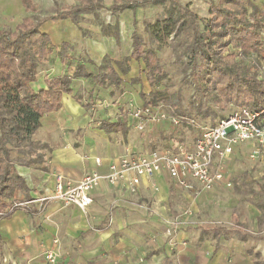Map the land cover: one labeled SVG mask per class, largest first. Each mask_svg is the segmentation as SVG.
<instances>
[{"label":"crops","instance_id":"obj_1","mask_svg":"<svg viewBox=\"0 0 264 264\" xmlns=\"http://www.w3.org/2000/svg\"><path fill=\"white\" fill-rule=\"evenodd\" d=\"M1 2L8 13L9 10L12 11L11 0ZM14 4V8L19 11L25 14L28 12L25 11L22 0H14ZM79 26V22L76 23L70 18L50 19L40 24V31L48 34L53 44L46 64L52 62V68L49 70L57 69L58 73L51 75L38 71L35 81L31 83L33 89L46 88V78L72 76L80 67L79 70L83 74L71 80L72 92L62 96L60 109L46 113L40 118V126L32 135V141L45 144L50 139L54 140L52 134L58 131H83L92 121L88 111L90 108L101 120L108 119L106 117L109 116L103 110L106 105L125 107L122 108L125 115L108 121L119 123L115 129L116 133L126 131L133 119L130 116V108L126 109L130 107V99L135 97L137 92L147 93L151 90L144 72V62L135 59L123 61L132 51L127 38H122L121 45L118 46L114 37L103 35L98 44L93 46V40L82 36ZM63 42L68 43L69 47L62 48ZM78 43H84L86 47L82 49ZM90 44L91 48L95 47L93 53L88 50ZM66 49L69 52H65ZM84 51L88 54L85 61ZM89 58L94 63L88 62ZM118 61L126 69L125 73L116 64ZM103 62L113 66L120 79L118 84L109 83L107 80L103 85L97 82L98 66ZM137 77L139 80H135ZM79 92L82 97L79 96L77 102L74 96ZM154 125L150 124L145 129L144 132L148 136H155L157 131ZM165 126V122L158 126L159 138L164 134ZM97 129L110 133L99 126ZM80 138L76 146L67 140L50 145V150L47 151L49 158L46 162L41 160V164L33 159L29 163H15V170L23 179L25 189L15 190L11 197L6 199L12 210L9 216L0 217V264H47L44 258L47 250L55 252L56 264H143V261L138 259L148 245L144 243L137 227L130 228V220H149L150 214L130 206L132 201L137 199L153 203L154 212L163 217L173 199H188L195 193L190 188L179 186L175 179L162 171L152 178H143L135 193L129 192L126 180L111 185L101 179L92 190V203L84 210L72 204L64 205L60 200L52 198L58 174L73 181L81 180L90 172L105 174L109 163L123 155L117 154V150L111 148L100 150L93 136L86 135V132ZM143 145L141 142L140 149L139 146H131L130 151L148 152ZM96 158H99V163ZM192 184L194 188L197 187L195 182ZM220 184L225 183L219 182L214 188ZM15 202L24 204L14 206ZM231 217L232 220L235 219V212H232ZM222 230V227L201 228L199 232L213 231L216 237L212 239L209 234L204 233L200 236L198 232L193 245L183 248L175 263L264 264L263 240L254 242L253 237L246 236L251 233L247 229L243 230L242 235L236 229L232 235L221 233ZM193 234L192 230H182L179 237H190L192 240ZM252 247L254 256L250 255ZM259 252L263 259L261 261L256 259ZM146 261L151 264L149 259Z\"/></svg>","mask_w":264,"mask_h":264},{"label":"rangeland","instance_id":"obj_2","mask_svg":"<svg viewBox=\"0 0 264 264\" xmlns=\"http://www.w3.org/2000/svg\"><path fill=\"white\" fill-rule=\"evenodd\" d=\"M11 1L13 9L8 13L0 0V29L14 30L25 16L32 18L34 22L45 23L44 19L49 16L55 19L67 15L69 16L67 18L71 17V20L73 16L78 19L80 24L78 28L82 32V36L93 40V46L98 44L103 35L114 37L113 34L118 32V46L121 45L122 38H127L130 48H133L132 42L134 38H137L145 48L155 50L164 69V76L157 85L151 86L150 91L146 89L147 93L136 91L135 97L130 99V107H126V109L130 108V111L138 106H146L144 103L152 99L155 101V105L151 106L160 109L168 116L183 115L194 118L201 125H213L220 117L238 107L230 103L225 110H220L213 102L206 100L194 75L199 65V59L193 53L191 19L186 13V9L188 8L198 15L200 29L203 30L208 18L209 5L218 0H164L157 5L144 4L135 10L124 9L116 14L107 10L114 0H87L83 6L88 8L89 12L82 14L73 12L69 6L79 5L83 0H32L35 9L26 12V14L16 7L14 8V0ZM251 1L264 10V0ZM169 18L174 23V30L167 39L158 43L152 37L151 25L156 21ZM259 32L264 41V29H260ZM78 44L82 49L86 47L84 43ZM92 44L88 47L90 53H93L95 49V47L91 48ZM231 51L237 53L236 60L242 66L243 71L254 73L257 79L264 82V59L258 56L243 57L235 47H231ZM65 52H69V50L66 49ZM84 52L83 60L85 61L88 54L86 51ZM88 62L94 63L90 58ZM52 65V62L40 64L38 71L42 74L48 72L51 75H56L57 69L49 70ZM106 66V62L98 66L99 72H106ZM135 84H138L137 81ZM142 93L145 94V97H142ZM75 96L82 97V94L79 92ZM122 108L125 107L106 105L103 110L109 116L106 118L113 120L116 116L121 118L126 114ZM88 111L92 116V121L90 126L83 131L74 129L58 131L52 134L54 140L50 139L45 144L40 141H32V139L23 140L18 145L12 142L9 144L11 158L15 163H29L33 159L41 164V160L46 162L49 158L47 151L50 150V145L58 142L64 143L67 140L76 146L85 132L86 135L93 136L94 142H97L100 150L111 148L117 150V154L129 153L131 146L138 147L141 142L144 144V149L149 151L154 149L173 151L177 146L189 148L199 133L197 126L184 124L174 127L167 118L154 123L155 131H157L155 136L154 134L148 136L144 132L145 129L138 130L133 119L126 131L121 130L116 133L115 130H110V133H103V130L99 131L97 127L102 121H108V119L101 120L92 108ZM178 112L179 114H177ZM162 122L166 123V129L159 138L157 135L158 126ZM138 148L140 149V146ZM251 151L250 144H242L222 163L221 167L224 175L230 181V185L220 184L217 188H214V185L209 190L192 194L191 198L173 199L167 208V216L162 217L155 213L153 203L146 200L141 202L137 199L132 201L133 204L130 206L150 214L149 220H130V228L137 227L144 243L148 245L138 260L143 261V264H147L148 260L146 261V259H149L151 264H164L165 262L176 264L180 252L184 250L183 248L193 245L192 243L195 242L201 228L222 227L221 233L227 235H232L235 229L242 235L243 230L247 229L251 233L246 236L253 237L254 242L264 241V155L251 156ZM217 189L218 191H216ZM232 212H235L234 220L231 217ZM182 230H192L194 238L192 240L190 237L180 238L179 234ZM202 233L209 234L212 239L216 237L213 231L199 232L200 236ZM252 248L250 255L254 256V247ZM147 250L148 252H146ZM256 259L263 260L260 252L256 255Z\"/></svg>","mask_w":264,"mask_h":264},{"label":"trees","instance_id":"obj_3","mask_svg":"<svg viewBox=\"0 0 264 264\" xmlns=\"http://www.w3.org/2000/svg\"><path fill=\"white\" fill-rule=\"evenodd\" d=\"M164 0H114L107 7L112 14L124 9L135 10L140 5H157ZM69 6L76 13H86L89 9L83 4ZM25 11H34L32 0H22ZM186 13L191 19L193 32V53L199 59L197 71L194 73L199 88L206 100L213 102L220 110L229 104L260 109L264 106V82L255 74L243 71L236 60L239 50L241 56H258L264 59V41L260 29H264V10L251 0H218L209 5L208 18L203 30L200 29L198 15L188 8ZM64 15L61 18H67ZM49 16L44 20L52 19ZM71 18V17H70ZM43 20V21H44ZM72 20L78 22L74 16ZM41 22H34L24 17L14 30L0 29V217H7L12 210L6 199L15 190L25 189V183L15 170V162L11 158L9 144L16 145L31 136L40 126V118L61 107L64 94H71V80L83 72L76 70L72 76L62 75L46 78V88L34 90L31 83L35 81L38 66L44 64L53 50L48 34L40 31ZM171 18L156 21L151 25L152 37L162 43L174 30ZM118 42V32L113 34ZM130 55L123 61L142 60L145 65L146 79L151 86L157 85L164 76L155 50L145 48L137 38L133 40ZM62 48L69 47L63 42ZM120 70L126 69L121 62H116ZM106 72H99L97 82L116 83L120 81L112 65L107 64ZM139 80V78H135ZM145 97V94H141ZM79 102V97L74 96ZM144 104L155 105L154 100ZM179 114V112L177 113ZM185 117L183 115H175ZM117 122L102 121L99 128L105 131L117 129Z\"/></svg>","mask_w":264,"mask_h":264},{"label":"built area","instance_id":"obj_4","mask_svg":"<svg viewBox=\"0 0 264 264\" xmlns=\"http://www.w3.org/2000/svg\"><path fill=\"white\" fill-rule=\"evenodd\" d=\"M130 115L138 130L167 118L174 126H197L199 133L189 148L177 146L173 151L154 149L125 153L109 163L105 174L90 172L79 181L58 174L52 198L64 205L72 204L84 210L92 203V190L101 179L111 185L126 180L129 192L135 193L143 178H152L162 171L175 179L179 186L198 193L211 189L219 182L230 185L221 166L238 146L250 144L251 156L264 155V106L260 109L239 106L220 117L213 125H201L194 118L168 116L151 105L133 108ZM96 161L99 163V158ZM192 182L197 184L196 188ZM23 204L15 202L14 206ZM44 258L47 264H56L53 250H47Z\"/></svg>","mask_w":264,"mask_h":264}]
</instances>
